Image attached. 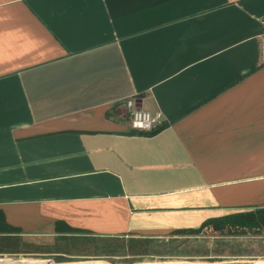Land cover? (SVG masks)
I'll return each instance as SVG.
<instances>
[{
	"label": "crops",
	"instance_id": "obj_1",
	"mask_svg": "<svg viewBox=\"0 0 264 264\" xmlns=\"http://www.w3.org/2000/svg\"><path fill=\"white\" fill-rule=\"evenodd\" d=\"M263 18L264 0H0V256L264 259V230L192 232L264 207ZM137 108L162 124L132 130Z\"/></svg>",
	"mask_w": 264,
	"mask_h": 264
},
{
	"label": "trees",
	"instance_id": "obj_2",
	"mask_svg": "<svg viewBox=\"0 0 264 264\" xmlns=\"http://www.w3.org/2000/svg\"><path fill=\"white\" fill-rule=\"evenodd\" d=\"M154 133H156V131L151 132L149 135H153ZM206 227L209 229L205 231L208 236H211L212 234H216V236H231L249 232L261 233L264 230V207L253 210H240L223 217L207 220L199 229L192 232L195 234H202ZM180 263L182 262L170 264ZM190 264H257V262L208 263L205 261L204 263L193 262Z\"/></svg>",
	"mask_w": 264,
	"mask_h": 264
},
{
	"label": "rangeland",
	"instance_id": "obj_3",
	"mask_svg": "<svg viewBox=\"0 0 264 264\" xmlns=\"http://www.w3.org/2000/svg\"><path fill=\"white\" fill-rule=\"evenodd\" d=\"M170 247H173L170 245ZM248 250V249H247ZM248 252V251H247ZM208 262V263H217V262H257V264H264V259H235V258H219V259H211V258H160V257H152L150 259H145L138 264H170L182 262L180 264H190L193 262ZM0 263L5 264H74L73 260L63 259L55 256H26V255H10V256H0ZM80 264V263H78ZM102 264V263H95Z\"/></svg>",
	"mask_w": 264,
	"mask_h": 264
},
{
	"label": "built area",
	"instance_id": "obj_4",
	"mask_svg": "<svg viewBox=\"0 0 264 264\" xmlns=\"http://www.w3.org/2000/svg\"><path fill=\"white\" fill-rule=\"evenodd\" d=\"M262 33L260 35L261 47L264 48V18L261 19ZM162 124V115L160 112L151 114L142 109H134L130 114V126L137 132L152 131Z\"/></svg>",
	"mask_w": 264,
	"mask_h": 264
}]
</instances>
